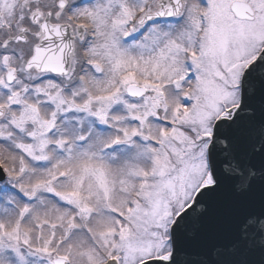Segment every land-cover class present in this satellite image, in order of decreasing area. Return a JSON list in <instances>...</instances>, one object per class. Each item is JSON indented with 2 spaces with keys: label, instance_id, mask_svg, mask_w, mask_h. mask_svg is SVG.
<instances>
[{
  "label": "snow or ice",
  "instance_id": "snow-or-ice-1",
  "mask_svg": "<svg viewBox=\"0 0 264 264\" xmlns=\"http://www.w3.org/2000/svg\"><path fill=\"white\" fill-rule=\"evenodd\" d=\"M0 264H264V0H0Z\"/></svg>",
  "mask_w": 264,
  "mask_h": 264
}]
</instances>
